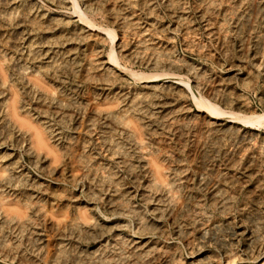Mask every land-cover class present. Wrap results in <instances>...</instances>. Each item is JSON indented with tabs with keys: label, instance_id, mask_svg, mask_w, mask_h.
Returning a JSON list of instances; mask_svg holds the SVG:
<instances>
[{
	"label": "rangeland",
	"instance_id": "1",
	"mask_svg": "<svg viewBox=\"0 0 264 264\" xmlns=\"http://www.w3.org/2000/svg\"><path fill=\"white\" fill-rule=\"evenodd\" d=\"M263 263L264 0H0V264Z\"/></svg>",
	"mask_w": 264,
	"mask_h": 264
},
{
	"label": "bare ground",
	"instance_id": "2",
	"mask_svg": "<svg viewBox=\"0 0 264 264\" xmlns=\"http://www.w3.org/2000/svg\"><path fill=\"white\" fill-rule=\"evenodd\" d=\"M201 111V110H200ZM222 114V112H220V111H216V112H213V114L215 115V116H217V115H219V114ZM215 116H214V118H215ZM222 117V116H221ZM254 117V116H253ZM246 123H248L247 121H245ZM264 264V263H263Z\"/></svg>",
	"mask_w": 264,
	"mask_h": 264
}]
</instances>
